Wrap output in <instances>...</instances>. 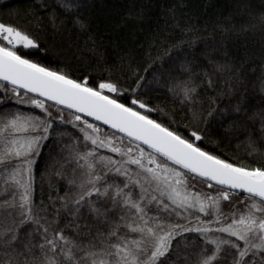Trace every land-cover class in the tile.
<instances>
[{"label": "snow or ice", "instance_id": "6c2138e0", "mask_svg": "<svg viewBox=\"0 0 264 264\" xmlns=\"http://www.w3.org/2000/svg\"><path fill=\"white\" fill-rule=\"evenodd\" d=\"M191 2L129 0L111 58L97 0L0 14V264H264V0ZM34 32L91 57L45 66ZM241 138L247 164L208 150Z\"/></svg>", "mask_w": 264, "mask_h": 264}, {"label": "trees", "instance_id": "16d2710c", "mask_svg": "<svg viewBox=\"0 0 264 264\" xmlns=\"http://www.w3.org/2000/svg\"><path fill=\"white\" fill-rule=\"evenodd\" d=\"M34 0H0V5L7 4L9 7H0V14L7 13L12 10H19L20 12V22H24L28 19L27 13L33 10ZM204 0H192L190 8L193 10H199L200 5ZM98 7L92 11V28L95 33L96 39L99 41L103 39L108 45L109 58L112 55V49L114 43H124L130 40V33L136 29V25L129 22L127 25L119 28L116 31L111 29L115 24L118 23L120 16L128 11L129 0H97ZM230 7V0H214V8L218 10L227 11ZM212 12V9L209 10ZM155 15V11L153 12ZM44 21H47V15L44 14ZM37 35L41 43V49L39 51H33L29 54V58L37 60L45 66L57 67L58 58L60 57V51L63 48L70 46L71 51L75 54L80 52H85L86 56L91 57V53H88L84 49L83 44L86 39L87 34H80L78 32H66L63 34V38L53 39L50 32H34ZM47 48L45 52L44 49ZM84 74H91L93 78L98 73V69L95 67V61H86L82 69ZM153 104L159 105L167 113H172L176 109V105H173L171 101L165 97L163 94L159 96V99L153 97ZM156 118V116H153ZM176 120L183 125L188 121L183 118V113L177 112ZM168 117H165V121ZM214 135L216 133L222 132V129L213 130ZM241 140L232 139L231 141L227 139H222L219 148L209 147L208 150L214 151L221 155L222 158H227L230 161H235L240 164H247L249 160L246 159V148L242 144ZM208 147L207 145H202Z\"/></svg>", "mask_w": 264, "mask_h": 264}]
</instances>
